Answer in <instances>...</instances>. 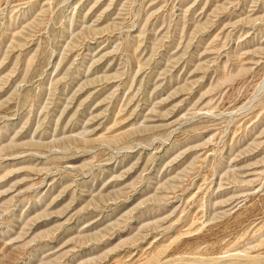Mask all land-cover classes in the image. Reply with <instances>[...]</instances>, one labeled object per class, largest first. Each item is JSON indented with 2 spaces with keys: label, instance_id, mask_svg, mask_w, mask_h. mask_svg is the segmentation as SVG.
Instances as JSON below:
<instances>
[{
  "label": "rangeland",
  "instance_id": "374dc122",
  "mask_svg": "<svg viewBox=\"0 0 264 264\" xmlns=\"http://www.w3.org/2000/svg\"><path fill=\"white\" fill-rule=\"evenodd\" d=\"M0 264H264V0H0Z\"/></svg>",
  "mask_w": 264,
  "mask_h": 264
}]
</instances>
